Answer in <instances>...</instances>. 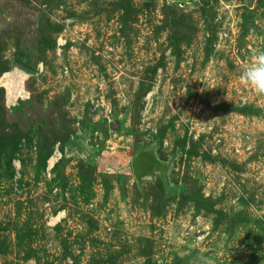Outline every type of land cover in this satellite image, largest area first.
Returning <instances> with one entry per match:
<instances>
[{"label": "rangeland", "instance_id": "rangeland-1", "mask_svg": "<svg viewBox=\"0 0 264 264\" xmlns=\"http://www.w3.org/2000/svg\"><path fill=\"white\" fill-rule=\"evenodd\" d=\"M262 52L264 0H0V264H264Z\"/></svg>", "mask_w": 264, "mask_h": 264}, {"label": "water", "instance_id": "water-1", "mask_svg": "<svg viewBox=\"0 0 264 264\" xmlns=\"http://www.w3.org/2000/svg\"><path fill=\"white\" fill-rule=\"evenodd\" d=\"M132 173L139 182L143 177L153 176L154 173L162 174L164 167L156 159L152 151H139L131 161Z\"/></svg>", "mask_w": 264, "mask_h": 264}, {"label": "clouds", "instance_id": "clouds-1", "mask_svg": "<svg viewBox=\"0 0 264 264\" xmlns=\"http://www.w3.org/2000/svg\"><path fill=\"white\" fill-rule=\"evenodd\" d=\"M242 79L257 94L264 95V52L258 54L255 63L242 72Z\"/></svg>", "mask_w": 264, "mask_h": 264}, {"label": "bare ground", "instance_id": "bare-ground-1", "mask_svg": "<svg viewBox=\"0 0 264 264\" xmlns=\"http://www.w3.org/2000/svg\"><path fill=\"white\" fill-rule=\"evenodd\" d=\"M54 161H55V158L54 157L51 158L50 161H49V166H51Z\"/></svg>", "mask_w": 264, "mask_h": 264}]
</instances>
